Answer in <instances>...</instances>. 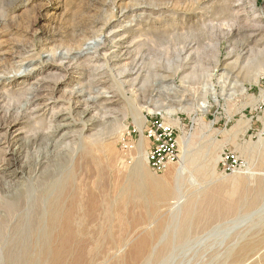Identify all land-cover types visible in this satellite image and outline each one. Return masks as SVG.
<instances>
[{
  "label": "rangeland",
  "instance_id": "obj_1",
  "mask_svg": "<svg viewBox=\"0 0 264 264\" xmlns=\"http://www.w3.org/2000/svg\"><path fill=\"white\" fill-rule=\"evenodd\" d=\"M115 1L117 7L111 6L113 0H0V61L24 52L35 59L18 72L0 75V204L13 198L25 179L35 183L38 167H26L28 156L36 158L35 164L50 159L56 168L71 161L80 165L82 143L102 166L105 206L123 204L115 178L126 185L121 175L134 165L126 144L140 139L133 104L145 119L160 112L176 122L182 140L179 158L183 155L186 170L178 178L179 193L189 201L210 190L226 210L208 227L181 229L176 225L190 218L171 213L168 206L175 200L169 194L148 207L142 200L126 202L142 220L109 215L101 223L90 221L85 234L93 241L82 264H264V194L252 203L258 187L264 193V140L258 141L264 139L259 135L264 73L254 81V65L264 69V0ZM255 14L259 18L253 21ZM95 21L106 24L99 37L80 49L64 41ZM5 121L11 125L3 126ZM30 129L40 130L36 144L15 156L16 146L24 148L29 140ZM96 141L111 146L114 163ZM225 154L238 162L231 171L222 162ZM248 169L250 174H241L242 185L232 193L233 175ZM11 170L17 171L14 178L5 179L4 172ZM146 170L157 178L165 174L155 173L148 163ZM97 178H87L93 191ZM216 187L224 189L215 194ZM28 213L29 208L25 221ZM12 216L0 207L7 241L14 239L16 229L26 233L29 227H14ZM179 231L182 240L173 235ZM167 235L172 248L155 259ZM138 236L147 238L148 247L129 262L122 256Z\"/></svg>",
  "mask_w": 264,
  "mask_h": 264
},
{
  "label": "bare ground",
  "instance_id": "obj_2",
  "mask_svg": "<svg viewBox=\"0 0 264 264\" xmlns=\"http://www.w3.org/2000/svg\"><path fill=\"white\" fill-rule=\"evenodd\" d=\"M111 4H109V6L117 7V2L115 0H113ZM258 18L257 14H255L252 20L254 21ZM99 23L95 21V23L89 24V26L85 25L83 27H78L75 32L73 31L74 33L71 35L68 34V38H65L64 41L68 42L73 48L80 49L86 41L99 37L97 33H100L106 26V24ZM99 25H101V27ZM86 26L88 27L85 28ZM74 28L76 27L74 26ZM94 28H97L96 31H94ZM34 60L33 55H27L25 52L15 54L11 56L8 61H0V75L4 76L9 73L18 72L24 64L31 65ZM107 63L108 62H105L106 65ZM254 66L257 67L254 81L257 82V80L262 77L264 69L260 68V66H262L260 63ZM154 109H158V107ZM156 111L162 110L159 109ZM131 113L136 122L137 129L139 130L140 139L138 143L130 140V142L126 143L129 148L128 155L130 156L128 157L134 161L132 169L127 174L121 175L122 177L126 176L127 184H118L121 180L120 176L115 178L116 185L119 186L120 191L119 199L123 202V204L120 205L123 206L116 205L110 208L105 206V199L103 198L101 189L102 166L99 165V158L91 155L89 147L85 146L83 143L79 147L80 165L78 161H71L68 162V164L67 162L64 164L62 163L59 168H56V164L54 165L52 163L53 161L50 159L41 158V160L35 164L36 158L34 156H28L26 167L29 170L34 169L35 165L38 167L36 169H38L37 172H39L36 173L35 183L29 178L25 179L24 186L18 188L13 198L3 200L0 207L4 210L8 218H10L12 214V218L15 216L14 221L16 224L14 227L17 228V225L22 226L24 223H28L29 227L26 229V233H24V231L21 232V229V231L16 229L14 232V239L10 237V240L7 241V231L5 230L6 218L0 221V264H82L88 258L87 255L89 254L90 244L93 241L86 236V230L88 229L87 225L90 221L97 219L99 223H101L100 221L109 215H112V217L113 215H124V217H128L135 223L142 220L141 213L134 211L133 208L135 207H128L126 202L138 203L142 200L145 207H148L151 201L156 197L169 194L170 197L175 200L172 205L168 206L171 213H183L190 218L189 221L185 219L176 225L181 229L185 227L205 228L208 227L211 221L214 222L222 216L226 207L218 198L214 199L212 197L213 192H210V190L204 192L198 199L193 197L192 200L191 197L189 201L179 193L178 178L186 171L183 170V162H185L183 155L176 163L170 164L166 168L163 177L157 178L147 172L146 147L148 146V140L143 136L145 118L133 104ZM166 121L173 125L176 124L172 119ZM4 123L8 124H3V126L11 125L6 121ZM83 128L79 131L80 138L83 137ZM39 131L38 129H30L29 140L24 145V148L23 144L17 145L13 154L15 156L18 154L21 155L22 153L20 154V152H22L23 149L36 144V134H38L37 132ZM48 131L50 130L48 129ZM262 134H264V127L259 135ZM3 139V144L6 145L9 143L6 135ZM67 139H69V136H67L66 140ZM263 140V138L259 137L258 141L263 142ZM95 144L99 146L100 149L107 152L111 163L116 161V156L112 153L109 144L99 141H96ZM178 144L180 147L182 146L181 138H179ZM7 148V146L2 147L1 152L7 153ZM218 158V156L215 157V163ZM223 160L224 158H222V161ZM0 161L4 163V157H2ZM195 162L196 159L193 158V163ZM16 172L15 170L5 171V179L6 177L8 179L14 178ZM241 174H250L249 169L247 172H236L233 175L232 178L237 179H234V183L231 184L232 193L242 185L241 183L243 180L241 181ZM92 176L99 178V182L97 183L99 185L95 188L97 191H93L88 187L87 178ZM190 180L192 181L193 179ZM240 181L241 183H239ZM222 189H224V187H216L215 194H219ZM263 194V190L258 187L253 193L255 198L252 200V203H258ZM28 208L29 213L26 222L22 216ZM97 228V232L100 233L101 225H98ZM173 235H178L180 240H182L184 236L181 231L174 232ZM172 243V237L169 235L161 238L159 246L154 253V258L157 259L160 254L171 249ZM147 247V238L145 236H138L122 257L128 259L129 262H133L142 256Z\"/></svg>",
  "mask_w": 264,
  "mask_h": 264
},
{
  "label": "built area",
  "instance_id": "obj_3",
  "mask_svg": "<svg viewBox=\"0 0 264 264\" xmlns=\"http://www.w3.org/2000/svg\"><path fill=\"white\" fill-rule=\"evenodd\" d=\"M143 136L148 140L147 163L155 173H162L179 159L178 129L167 123L160 112L148 114L145 119ZM224 166L231 171L237 166L233 155L225 154Z\"/></svg>",
  "mask_w": 264,
  "mask_h": 264
}]
</instances>
